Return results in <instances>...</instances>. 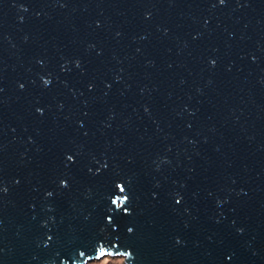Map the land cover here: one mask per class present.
I'll use <instances>...</instances> for the list:
<instances>
[{"label": "water", "instance_id": "1", "mask_svg": "<svg viewBox=\"0 0 264 264\" xmlns=\"http://www.w3.org/2000/svg\"><path fill=\"white\" fill-rule=\"evenodd\" d=\"M264 264V0H0V264Z\"/></svg>", "mask_w": 264, "mask_h": 264}, {"label": "rangeland", "instance_id": "2", "mask_svg": "<svg viewBox=\"0 0 264 264\" xmlns=\"http://www.w3.org/2000/svg\"><path fill=\"white\" fill-rule=\"evenodd\" d=\"M88 264H124V258L122 257H105L99 261H93Z\"/></svg>", "mask_w": 264, "mask_h": 264}]
</instances>
